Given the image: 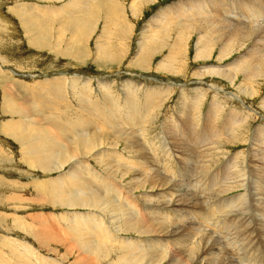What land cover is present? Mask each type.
Here are the masks:
<instances>
[{
	"label": "rangeland",
	"instance_id": "1",
	"mask_svg": "<svg viewBox=\"0 0 264 264\" xmlns=\"http://www.w3.org/2000/svg\"><path fill=\"white\" fill-rule=\"evenodd\" d=\"M245 1L255 2V0ZM67 2L68 0H0V264H85L83 261L78 262L80 243H75L76 237L69 239L70 237L68 238L66 236L68 234L63 230L67 228H64V225H69L68 219L72 215L92 213L94 210L86 208L87 206L80 207V205L70 207L72 205L69 204L68 198L74 197V194L55 195L53 191L54 187L59 184L68 183L69 177L77 167L79 168L77 171L83 174L85 180L95 185L98 183L107 185L115 191L114 194L109 193V196L112 195L118 204L125 203L126 206H131L129 203L134 204L135 202L132 199L133 195L135 198L142 199L145 197L148 199L149 194L159 200L167 197L162 187L157 186L156 190L152 191V185L142 181L136 182V189L133 193L129 191L128 185H131L129 182L135 183L133 176L136 174L135 171L139 170L137 164H131L134 166L131 170L135 171H127L128 174L124 176L122 172H118L119 175L117 173V176L104 179L106 181L103 183L99 179L102 175L109 176V173L105 174L107 165L99 162L97 154L100 150H105L106 147L107 149L114 148L124 159L129 157L123 151L124 143L120 140L121 137L118 138L119 134L114 130L116 124L111 120L110 113H107L109 108H106L104 112L98 104L99 101L104 102L108 94L120 100L125 91L126 93L130 90L134 91L138 106L141 108L156 96H150L153 92L149 94V91H160L155 97L156 103L150 104L149 111L146 110L148 118L146 116L140 124H128L123 121L122 133H125V136L132 135V133L137 134L141 141H143L142 138L153 140L162 136L168 141V137L163 134L165 125L167 126L169 121L180 119L184 111L189 112V117L192 119L197 120L199 117L200 124L197 128L202 129L209 123L210 112L220 110L217 123L222 124L223 120L230 116L231 110L244 109L247 113H252L251 116L242 122L243 127L236 131L235 136H223L221 141L225 140L226 143L219 145V148L222 147L221 150H224L222 153L227 157H233V155L235 157L238 154L240 160L249 162L254 158H259L258 153L264 149V144H260L263 141V133H258V129L264 124V74L261 73L260 77L255 76L254 79H256H251L249 83H245L243 73H237L235 77L224 75L227 74V69L230 67L235 69L236 64L246 58L245 52L250 53V50L258 47L260 51V47H263L264 28L259 27L264 24V9H262V16L255 18L252 15L253 18H249L253 20L252 22L246 19L213 16L215 19L212 21L217 24V28L220 29L224 24L223 29L227 32L232 30L231 32L234 33L233 29L236 27H240L239 30L242 29V31H246L248 27L254 30L258 28L256 31L250 30L251 37L245 41L244 47L239 48L238 46L227 56L221 58L216 45L208 54L209 56L199 57L197 49L201 30L193 32L191 29L190 32L177 24L178 21L185 26L190 22L188 19L193 21L192 18L198 15L196 12L189 16L167 18L163 20L162 26L150 31L149 22L161 9L178 4L171 8L177 10L182 8L184 2L194 4L196 0H93L87 15L94 16L95 21L91 25L92 28L88 30L87 25L83 26L84 19L79 20L81 17L79 10L70 8L69 12L62 11V6L68 4ZM49 6L58 8L59 12H50ZM220 7L223 6L217 4L211 9L212 15L229 14L226 13L224 7ZM106 12L107 17L105 18ZM255 19L260 21H255ZM37 21L46 28L39 27L37 32ZM145 28L149 31L144 33ZM257 31L260 32L259 36H257L259 34ZM111 51H114V54ZM80 54L83 56L81 57ZM216 67L220 69V72H215ZM146 89H148L147 94ZM197 94H200V97ZM85 99L94 104L97 109L94 114L85 111L83 107ZM182 101H188L189 104L191 101L199 103L196 108L195 106L193 108L191 105L181 106ZM214 103L218 105H213ZM221 105L226 107L223 108ZM81 123L84 126L81 127ZM185 123L190 124L191 118L190 123ZM14 126L20 130L19 135L22 134V139L14 132ZM145 128L146 130H143ZM28 134L38 135L36 142L44 139H57L61 143L52 165L46 168L36 160L31 149H28L30 152L26 150L30 147V143L34 144L33 139L32 141L27 139ZM142 134L147 136L143 137ZM256 135L260 142L257 141L258 147L253 146ZM238 138L240 139L237 140ZM84 139L90 142L87 143V140V145L79 143ZM134 139L139 141L138 137ZM209 142L210 140H207L203 145ZM169 147L174 149L172 153L178 150L171 141ZM88 148L92 151H88ZM137 149L135 146V153ZM251 151L255 153L250 154ZM147 152L152 158L158 154L159 150L152 147ZM197 153L202 156V149L197 150ZM74 155H77L75 157L78 159H73ZM79 159L80 163H76ZM200 160H202L201 157L199 160L197 158L194 164L190 163L192 171H195L197 164H202ZM164 165V162L157 163L159 167ZM121 168L125 169L124 166ZM155 173L158 174V172ZM172 180L178 182V179L172 178ZM110 181L111 183L108 184ZM192 181L195 182L194 179ZM185 182L188 183L190 180L187 179ZM244 187L226 191L221 198L229 200L243 194L249 196V211L243 210L244 212L240 211V214L248 213L250 218L243 219L245 223L239 220L241 224H248L249 230H252L251 239L246 238L247 242L245 241L247 246L245 252L236 247V251H232L234 247L231 245L233 241L230 240L233 237L231 229L218 228L213 220L204 224L200 218H196L199 220L197 226L201 224L199 228L202 231L195 234L196 239L183 238L187 242L191 240L188 242L190 246L196 242L194 246L198 245L197 247L202 249L192 245V249H195L197 253L195 251L192 255L189 254L191 252L187 255L177 253L176 255L179 256L169 254L166 259H163L162 264H171V262L196 264L199 258L206 256L216 257V260L220 258L221 260H217L218 264H224V261L225 264H264V223L257 221V214L264 215L262 210L264 200L257 202L251 199L250 196H255L251 188L249 185ZM144 203L141 201L140 206L142 207ZM150 203L154 205L155 202L150 201ZM195 206L197 207H188L183 210L198 214L197 217H200L198 210H203L200 209L202 206ZM210 207L213 208L211 214L218 212L214 205L211 204ZM156 208L154 206V209ZM205 210V213L209 212L208 208ZM229 217L233 218V214H229ZM187 222L188 225L184 227L185 231H188L190 225V221ZM58 227L60 230H57ZM60 231H63V234L59 233ZM59 235H63L64 240ZM120 235L119 238L122 239L123 236ZM177 235L179 237V234ZM202 235L206 238H202ZM125 238L145 240L134 233H126ZM213 238H215L214 241ZM70 246L72 247L69 248ZM109 246L110 244L107 246L108 255L106 254V257H102L101 260L97 259V254L93 255L94 264H117L115 262L118 255L117 247Z\"/></svg>",
	"mask_w": 264,
	"mask_h": 264
},
{
	"label": "bare ground",
	"instance_id": "2",
	"mask_svg": "<svg viewBox=\"0 0 264 264\" xmlns=\"http://www.w3.org/2000/svg\"><path fill=\"white\" fill-rule=\"evenodd\" d=\"M91 2H93V0H68L67 2L68 4H64L62 6V11L69 12L71 11L70 8L76 9L77 11L79 10L80 11L79 15L81 16L79 20L84 19L83 26L87 25V30H88L92 28L91 25L95 21L94 16L87 15L89 12ZM217 4H221L225 8L226 13H229V14L212 15L211 9L215 8ZM136 5L138 6V4ZM136 5H133V7H135ZM177 5L178 4L172 5V7L177 6ZM172 7L161 9L153 17V20L149 22L151 25L150 31H153L155 28L162 26L164 24L163 20L167 18L169 19L179 18L178 16L182 17L181 15L189 16L193 12H196L198 15L192 18L194 22L191 19H188L190 22H193L192 24L189 22L188 24L183 26L182 22H178V21H177V24L186 28L185 29L186 31H190L191 29L193 30V32L195 30H201L199 34V47L197 49V53L199 57H206L208 54H210L211 50L216 45L218 46L220 57L224 58L238 46L239 48L244 47L246 45L245 41H248L251 37V31H256L258 28L256 27V30H254L248 27V29H246V31L248 32H246V31H242V29L239 30L240 27L239 28L236 27L238 29L234 28L233 29L234 33L231 32L232 30L230 32H227V30L225 31L223 29V27L225 26L224 24H222L220 29L217 28V24H215L212 21L215 19L213 16L234 18V19H238V18L246 19L247 21L252 22L253 20L249 19L252 17V15L255 16V18L257 16H262V12H263L262 9H264V1L261 2V1L255 0V2L250 3V2H246L245 0H198V1L196 0L194 4L184 2L182 8H178L177 10L171 9ZM223 7H220V8H223ZM48 10L50 12H55V13L59 12L58 8H55L52 6H49ZM255 13L256 15H254ZM176 14L177 16H174ZM106 17H107V12H106L105 18ZM258 20L259 19L257 20L255 19V21H258ZM261 23L263 22L261 21ZM42 26L45 27L44 25H42L40 22L37 21L36 31L38 32L39 27H42ZM259 28L261 29L264 28V24H262ZM146 31H149V30L145 28L144 33ZM257 33H259L257 34V36H259L260 32L257 31ZM79 34L83 35L82 32H79ZM38 41H39V38H38ZM258 48L254 50H250L251 51L250 53L245 52L244 55H247L246 58L243 59V61H241L240 63L236 64L235 69H232L231 67L227 69L226 70L227 74L225 73L224 75H226L227 77H230V76L235 77L236 76L235 74L243 73L245 83H246L250 81L251 79H254L255 76L260 77L262 75L261 73L264 74V61H263L264 60V43H263V47H260V51L258 50ZM80 55L81 57L83 56L82 54ZM106 58L108 57L106 56ZM203 71H206V70H203ZM217 71L220 72V69L218 67L215 68V72ZM146 90H147L146 91V94H147L148 89ZM150 92H153V93L150 94ZM159 92L160 91H149V94L150 96L153 97L154 95L158 96ZM247 92L249 91L247 90ZM199 95L200 94H197V96ZM156 96H154L153 99L149 103H146L144 107H141V108H139L138 106V102L135 98L134 91H131V90L127 93L125 91V94H123V98L122 99L120 98V100L117 99L115 96L108 94L104 102L99 101L98 104L100 108H102V111L106 112L105 111L106 108H109L107 110V113L108 112L110 113L111 120L114 122V124H116L114 130L115 132L116 131L118 132L117 134L119 135H117V137L118 138L121 137L120 140L124 143L123 151L126 152L127 155L129 156L128 157L129 160L124 159L122 155L118 154L116 149L114 148L107 149L106 147L105 150L104 149L100 150V153L97 154L99 162L101 164L107 165L105 167V170H106L105 174L109 173V176L104 177L102 175L101 177H99V179L103 183L104 181L107 180V178L110 179L111 176L112 177L117 176L118 172L119 173L122 172V176H124L125 174H128L127 171L129 172L135 171V170H131V169H134L133 168L134 166L132 165L137 164L138 165L137 168L140 170V172H138L139 170L135 171L136 174L133 176V179H135V183L129 182V184L131 183V185L126 184L130 188L129 190V188L127 187L128 190L133 193V191H135L136 189V182L142 181V182L148 183L149 185H152V189H151L152 191H155L156 190L155 188H157V186L162 187V189L166 191L167 197L159 200L157 197L151 196L149 194L148 199H146V197L145 199L137 197L138 198L137 199L133 195L132 199L135 201V202L133 201L135 205L132 202L129 203L127 201L126 202L129 203L131 206L128 207L126 206L125 203L124 204L122 203V205L118 204L116 203V201H114L112 195L109 196V193L114 194L115 191L111 190L109 187H107V185H103L100 183H98V185H95L91 181L85 180L86 178L83 176V174L77 171V168H78L77 166H76L77 168L72 172L71 177H69L70 179L68 180V183L67 182H66L67 184L65 183L66 185L59 184L57 187H54L55 189L53 191L55 195H61L64 193H71V195L74 194V197L68 198L69 204L72 205V206L69 205L70 207H74L75 205L77 206L80 205V207L87 206L86 208L89 207L94 210V212L92 213L88 212L82 215L80 214L72 215L71 217H69L70 219H68L69 225L67 224L64 225L65 226L64 228L67 227L66 229L63 230L65 231L64 233L68 234L66 236H68V238L70 237L69 239H73L74 237H76L75 243H78V242L80 243V247H79L80 250L78 251L80 252V254H78L80 255V257H78L77 255L79 263H82L83 261L85 264H92V263L94 264L95 263V258H93L94 254H97L98 260H101L102 257H106V254L108 253V249H109L107 247L108 244H110V246L112 245L114 247H117L118 255L116 254L117 258L115 259L116 260L115 262L117 264H162L163 259H166V257L169 256V254H175V256H179L176 254L182 253V254L187 255L189 252H191L189 254L192 255L193 251H195V249H192L193 244L190 246V243L188 242H190L191 240L187 242L186 239H184L183 237L192 239V238H195V234L198 233V231L199 232L202 231V229H200L201 224L199 225L200 228L199 226H197L198 221H199L197 220L198 218H200L204 224H208L209 220H213L214 223H216L218 228L228 227L229 229H231L233 237L230 240L233 241L231 245L234 247L233 249L231 248L232 251L233 250L236 251L235 249L236 247L240 251L245 252V249L247 247L245 241L247 242L246 238L248 239L250 238L251 236L250 233H252V230H249L248 224H241L239 220L241 219L242 221L245 218L248 220L250 218V216L247 215L248 213L240 214V211H243V210H245L246 212L249 211L248 210V206H249L248 197L249 196L248 194H243L241 196H238L237 198L234 197L229 200L222 199L221 196L226 191L243 188L244 186L247 187L249 185V187L252 190V194L255 195L254 197L252 196L253 198L250 196V198L255 199L257 202H259L260 200H264V162H263L264 161V149L262 150L261 153H258L259 158L257 159L254 158L253 161L249 162V161L240 160V155H238L237 153L235 157L234 155L233 157L231 156L227 157L226 155L222 153L224 150L222 151L221 150L222 147L219 148V145L226 143L225 140L221 141L223 136H230V137L232 135L235 136L236 131L238 129L240 130L242 129L243 127L242 122L243 121L245 122V120H248L252 113L250 112L247 113V111H245L244 109L243 110L234 109L230 111L229 113L230 116H227V118L223 120L224 122L222 124H218L217 119L220 118V110L219 111L215 110L214 112H210V116L208 118L209 119L208 125L206 127H203L202 129H198L197 126L200 124L199 119H198L199 117L197 118V120L192 119V117H189L190 115L189 112L184 111L182 115H180L181 116L180 119H176V120L174 119L173 121H169L167 126L165 125L163 129V134H165L166 137H168L169 139L168 141L166 139H163L162 136L161 137L159 136L153 140H151L150 138L149 139L142 138L143 141L140 140V136H137V134L135 135L132 133V135L125 136L124 135L125 133L124 134L122 133V127L124 128V126H122L123 121H126V123L128 124H140V122L144 120V118L148 115L146 113L147 112L146 110H148L150 104H152L153 102L156 103L157 101V99L155 98ZM183 99H180V100H183ZM215 101L216 100H214V102ZM187 102L182 101L181 106L191 105L193 108L194 106L196 108L199 103V102L197 103V101L196 102L191 101L190 104ZM218 103H214L213 105L215 104L218 105ZM83 107L85 111H87L89 114H94L97 110L94 104L87 99L84 100ZM183 109H186V108H183ZM185 116L187 118H185ZM190 118H191V123H190ZM193 120L195 121L193 122ZM185 122H189L190 124H187ZM80 125L81 127L84 126V124L82 123ZM15 126H14V130H15L14 132L19 135V131H20L19 129H21V127L17 126L19 129H16ZM76 127L78 128L80 126H76ZM143 130H146V128ZM261 132L263 133L262 143L259 142V138L256 135L255 144L253 146L258 145L257 141L260 144H264V124L258 129V133H261ZM21 135H19L20 139H22ZM146 136L144 134L143 137H146ZM25 137L26 135L23 136V139H25ZM135 137H138V140H139L138 142L137 140L134 139ZM37 138H38V135L27 136L28 140H31V141L32 139L34 140L33 141L34 144L30 143V147L27 148L26 150L28 151V149H31L34 154L32 155L35 156L36 160L41 162L42 165L43 166L45 165L47 168L48 166L52 165L55 162V153L61 147L60 146L61 143L57 139H44L43 141L36 142L35 139L37 140ZM239 139L240 138H238L237 140ZM87 140L88 139H84L82 141H79V143L85 144ZM207 140H210V142L207 143L206 145H203ZM170 141L175 145V148L178 149V150H175L177 152L174 151L172 153V150L174 149H171L169 147ZM88 142L90 141L88 140L87 143ZM135 146H136V149L139 148L137 149L138 151L136 153L134 150ZM112 147H115V146H112ZM152 147L159 150V152L157 155L151 158L147 150L151 149ZM259 148L262 149L263 147H259ZM200 149H202V156H200V153H197V150H200ZM89 150L90 148H88V151ZM251 153H255V151H251L250 154ZM75 156L77 155L72 156L73 159H78ZM199 157H201L202 159L200 160L202 164L200 163L199 165L197 164V166H195V171H192V168L190 167V163L194 164V161L197 158L199 160ZM61 159L63 160V158ZM80 159L82 160L83 158H80ZM80 159L77 162L76 161L75 162L80 163L81 161ZM149 162H151L153 165L151 166ZM159 162H164L165 165L162 167H159L157 166V163ZM37 164H40V163H37ZM122 166H124L125 169H122L121 168ZM137 168L135 169L137 170ZM155 172H158V174H156ZM172 178H175V180L178 179V182H173ZM187 179H189L190 182L188 183L185 182V180ZM193 179L195 180V182L192 181ZM59 182L61 183L60 180ZM62 182H65V181H62ZM115 182L117 183V181ZM109 183H111V181L108 182V184ZM102 186H105V187H102ZM138 186H141V185H138ZM190 186H192L193 189ZM51 193L52 192H50V194ZM141 201L145 202L143 204V206L145 207L140 206ZM150 201H154L155 202L154 205H152ZM204 204H206L207 207ZM211 204L215 206V209L218 210V212L211 214V212L213 211V208L210 207ZM195 205L202 206V208L200 207L199 208L203 210H198V212H200L199 213L200 217H197L198 214L196 215L193 213L191 214L188 211L183 210L188 207H197ZM154 206H156L157 208L154 209ZM262 207H263L262 210L264 211V204L262 205ZM204 208L205 209L208 208L209 212L205 213L206 210ZM229 214H233V218H230ZM187 221H190L189 222L190 225L188 227V231H185L184 227L188 223ZM257 221H260V223H264V215L257 214ZM242 223H245V221L243 220ZM212 227L214 228V226ZM60 228L62 230V227ZM52 229L53 228H51V230ZM58 229L59 227L57 228V230ZM62 232L60 231L59 233H62ZM56 233L58 235V232ZM126 233H134L138 235L139 237L145 238V240L142 241L140 240V238H137V239L125 238ZM120 234H122L123 236L122 239L119 238L121 237ZM177 234H179V237H177L178 236ZM62 236L63 235H61L60 237L64 240ZM158 236H161L162 238L160 237L161 238L160 239L158 238ZM218 236H221V235H218ZM203 237L204 236L202 235V238ZM214 239L215 238H213V241ZM105 243H106V246H105ZM200 243H202V239H200ZM227 243L229 242L227 241ZM197 246H194V247L196 248ZM71 247L72 246H70L69 248ZM249 248H250V245H249ZM106 249L107 251H105ZM198 249L201 250L202 248H198ZM198 252L200 253V251ZM221 255H223L222 251H221ZM212 257L211 256L210 257L206 256L202 258L198 257L199 259L195 263L196 264H218L217 260L220 258H217L216 260V257H213V258ZM190 258L195 259L196 257L195 258L190 257ZM222 259H224L223 256H222ZM249 261L251 262V259ZM174 263L171 262V264H174ZM224 264H225V261H224ZM256 264H259V263H256Z\"/></svg>",
	"mask_w": 264,
	"mask_h": 264
}]
</instances>
